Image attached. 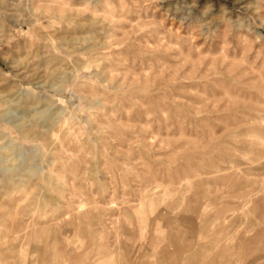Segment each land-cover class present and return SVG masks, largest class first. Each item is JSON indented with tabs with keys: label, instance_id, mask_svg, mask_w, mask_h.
Instances as JSON below:
<instances>
[{
	"label": "rangeland",
	"instance_id": "374dc122",
	"mask_svg": "<svg viewBox=\"0 0 264 264\" xmlns=\"http://www.w3.org/2000/svg\"><path fill=\"white\" fill-rule=\"evenodd\" d=\"M262 130L264 0H0V264H264Z\"/></svg>",
	"mask_w": 264,
	"mask_h": 264
},
{
	"label": "bare ground",
	"instance_id": "6f19581e",
	"mask_svg": "<svg viewBox=\"0 0 264 264\" xmlns=\"http://www.w3.org/2000/svg\"><path fill=\"white\" fill-rule=\"evenodd\" d=\"M10 3H11V2H10ZM60 10H61V9H60ZM11 13H12V12H11ZM68 125H69V123H68ZM70 125H71V124H70ZM65 126H67V125H65ZM65 126H64V128H65ZM74 127H76V126H74ZM68 128H69V127H68ZM77 128H78V127H77ZM77 128H76V129H77ZM62 129H63V128H62ZM254 130H255V129H254ZM256 130H257V129H256ZM256 130H255V131H256ZM67 131H68V130H67ZM77 131H78V130H77ZM77 131H76L75 135L77 134ZM258 131H259V130H258ZM258 131L256 132V134H259L260 136H263V137H264V131H263V130H262L261 132H258ZM78 133H79V132H78ZM254 133H255V132H254ZM254 133H253V134H254ZM69 134H70V133H69ZM73 135H74V134H73ZM77 135H78V134H77ZM70 136H71V135H70ZM73 137H74V136H73ZM75 137H76V136H75ZM75 137H74L73 139H75ZM71 140H72V139H71ZM76 141H77V139H76ZM76 141L74 142V144L77 143ZM68 144H69V143H68ZM60 145H62V144L60 143ZM69 146H72V145H69ZM76 146H77V144H76ZM62 148H65V146H64V147L62 146ZM76 148H77V147H76ZM72 149H73V147H72ZM72 149H70V150H71V153H72V151L75 152V150H74V149L72 150ZM65 151H66V153L69 152L68 150H65ZM72 154H74V153H72ZM74 155H75V154H74ZM56 160H57V159H56ZM50 164H51V163H50ZM55 164H56V163H55ZM50 166L52 167V165H50ZM52 168H53V167H52ZM52 170H53V169H52ZM52 170H51V171H52ZM55 170H56V169H55ZM55 172H56V171H55ZM52 173H53V172H52ZM51 176H52V175H51ZM46 179H47V178H46ZM48 180H49V178H48ZM45 184H46V183H45ZM53 204H54V203H53ZM47 205H48V204H47ZM52 207H53V205H52ZM59 207H60V206H59ZM59 207H58V209H59ZM46 209H47V208H46ZM53 209L55 210V207H54ZM51 210H52V209H51ZM78 210H79V209H78ZM48 211H49V210H48ZM79 211H80V210H79ZM67 212H68V211H67ZM46 214H47V213H46ZM67 214H68V213H67ZM33 215H34V214H33ZM47 215H49V214H47ZM55 215H56V214H55ZM37 216H38V215H37ZM56 216H57V215H56ZM56 216H55V217H56ZM67 216H68V215H67ZM11 217H12V216H11ZM11 217H10V218H11ZM42 217H43V216H42ZM49 217H50V216H49ZM36 218H37V217H36ZM39 219H40V218H39ZM41 219H42V218H41ZM37 221H38V219H37ZM43 221H44V220H43ZM71 221H72V220H71ZM39 222H41V221H39ZM45 222H46V221H45ZM1 223H2V222H1ZM1 223H0V224H1ZM33 225H34V222H33ZM33 225H32V226H33ZM56 226H57V225H56ZM51 228H52V227H51ZM49 230H50V229H49ZM51 238H52V237H51ZM10 247H11V246H10ZM108 254H109V253H107L106 255H108ZM104 257H105V256H104ZM105 258H106V257H105ZM130 258H131V257H130ZM103 260H104V259H103ZM105 260H106V259H105ZM107 261H108V260H107ZM101 263H102V261H101ZM106 263H107V262H106ZM128 263H129V262H128ZM104 264H105V263H104Z\"/></svg>",
	"mask_w": 264,
	"mask_h": 264
}]
</instances>
